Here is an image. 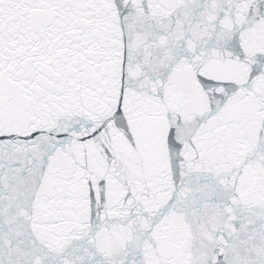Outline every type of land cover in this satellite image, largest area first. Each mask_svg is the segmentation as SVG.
Wrapping results in <instances>:
<instances>
[{"label": "snow or ice", "instance_id": "6c2138e0", "mask_svg": "<svg viewBox=\"0 0 264 264\" xmlns=\"http://www.w3.org/2000/svg\"><path fill=\"white\" fill-rule=\"evenodd\" d=\"M0 264H264V0H0Z\"/></svg>", "mask_w": 264, "mask_h": 264}]
</instances>
